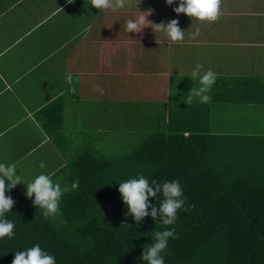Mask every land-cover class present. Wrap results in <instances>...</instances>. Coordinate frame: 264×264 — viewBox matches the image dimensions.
I'll return each instance as SVG.
<instances>
[{
	"label": "crops",
	"instance_id": "obj_1",
	"mask_svg": "<svg viewBox=\"0 0 264 264\" xmlns=\"http://www.w3.org/2000/svg\"><path fill=\"white\" fill-rule=\"evenodd\" d=\"M178 5L130 0L124 9L99 11L90 0H0V163L16 165L18 188L58 172L79 145L78 130L108 131L132 98L151 94L168 103L171 73L182 75L184 57L190 68L198 62L217 74L208 94H220L213 100L220 131L264 134V0H222L214 23L177 14ZM148 12L156 24L177 19L184 40L172 43L151 26L126 31L129 19ZM69 73L77 81L71 86ZM54 101L62 107L55 136L36 115Z\"/></svg>",
	"mask_w": 264,
	"mask_h": 264
},
{
	"label": "trees",
	"instance_id": "obj_2",
	"mask_svg": "<svg viewBox=\"0 0 264 264\" xmlns=\"http://www.w3.org/2000/svg\"><path fill=\"white\" fill-rule=\"evenodd\" d=\"M218 93L210 103L190 105L171 96L168 103L138 96L121 106L108 131L78 130L77 149H69L66 164L50 175L62 188L79 179L78 188L62 196L59 215L45 218L26 190L6 191L15 203L3 219L15 228L12 238L0 239V264H12L16 252L37 244L56 264H147L141 254L164 226L151 216L135 223L119 192V183L140 176L179 180L185 207L194 205L178 210L168 226L177 238L162 254L165 264H264V134L220 131L213 102L221 101ZM61 114L54 101L36 115L55 136ZM117 127L133 138L123 154L108 156ZM162 199L161 193L149 202L159 206Z\"/></svg>",
	"mask_w": 264,
	"mask_h": 264
},
{
	"label": "clouds",
	"instance_id": "obj_3",
	"mask_svg": "<svg viewBox=\"0 0 264 264\" xmlns=\"http://www.w3.org/2000/svg\"><path fill=\"white\" fill-rule=\"evenodd\" d=\"M71 2L72 0H69V3ZM165 2L172 5L174 0H165ZM90 4L99 11H118L129 5L130 0H90ZM221 6L222 0H179V5L173 10L177 14L183 13L200 22L214 23L223 14ZM149 14L150 12L147 15L141 14L135 20L129 19L126 22V31L140 33L145 27L151 26L152 29L165 32L172 43L184 40V30L179 27L177 19H172L167 24H156L147 18ZM199 34L200 30L197 28L191 35L195 39ZM202 68L203 65L198 63L191 73L192 80L199 78V87L191 88L190 94L184 99L187 105H190L194 98H199V102L204 104L211 102V96L208 93L216 82L217 74L209 69L201 75ZM66 81L70 86L77 82L71 73L67 75ZM96 88L102 95L103 89L99 86ZM70 91L75 93V87H70ZM40 167H45L43 162ZM19 182L22 181L16 174V165L0 163V239L14 236L15 224L3 217L12 210L15 203L11 196L6 195V191L14 188ZM78 186L79 179L71 184V189L68 186L62 188L60 183L53 182L51 176L40 174L26 184V196L28 198L34 196L33 205L42 209L44 217L47 218L59 212L64 193L75 190ZM119 192L127 206L128 214L132 215L135 223L140 224L147 216H151L154 221L159 218L164 228L154 233V243L143 250L141 259L147 264H165L162 254L167 251L169 240L177 238L175 228L168 226L175 224L178 210L188 211L194 207V205L185 207L187 198L184 197L180 181L160 183L153 179L149 182L148 179L140 176L138 179L133 178L119 183ZM161 193L163 199L159 206L150 204L149 197L160 198ZM12 264H56V260L53 255L42 250L37 244L27 250L16 252Z\"/></svg>",
	"mask_w": 264,
	"mask_h": 264
},
{
	"label": "rangeland",
	"instance_id": "obj_4",
	"mask_svg": "<svg viewBox=\"0 0 264 264\" xmlns=\"http://www.w3.org/2000/svg\"><path fill=\"white\" fill-rule=\"evenodd\" d=\"M181 52L183 53V49H181ZM181 62V61H180ZM183 62V68H181V70H183L184 72L182 73V75H176L175 73H171L170 76V80H171V85L175 88H172L170 90V96L172 98H176L178 100L184 101V99H186L188 97V95L190 94V90L192 87H199V78H197L196 80H192L191 79V73L193 71V69L195 68L196 64L194 65V68H190L189 66H191L189 64V62L187 61V59L184 57V59L182 60ZM197 62V61H195ZM198 64V62H197ZM204 72L201 70V75ZM139 77H133V80H138ZM145 80L147 83H151L152 79H143ZM134 82V81H133ZM188 84L187 87L181 88L179 87L180 85H185ZM175 99V100H176ZM194 100H199V98H194ZM264 126V125H263ZM261 126V127H263ZM134 128H131V130L133 131ZM260 132H264V127L263 128H259ZM122 130L117 127V129L115 130V140H114V151L112 150V147L110 146V153H105L106 155H112V156H116L117 154H123L126 150H128L129 148V142L130 140L133 138V135L130 132H127L126 135L124 136L123 134H121ZM112 137V136H111ZM110 137V138H111ZM113 140L112 138L110 139V141ZM112 142V141H111ZM57 215H59V212L57 213Z\"/></svg>",
	"mask_w": 264,
	"mask_h": 264
}]
</instances>
